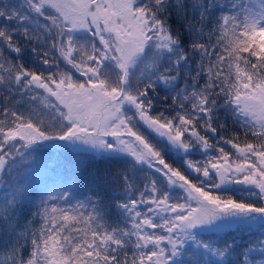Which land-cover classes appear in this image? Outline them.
<instances>
[{
	"label": "snow or ice",
	"instance_id": "snow-or-ice-1",
	"mask_svg": "<svg viewBox=\"0 0 264 264\" xmlns=\"http://www.w3.org/2000/svg\"><path fill=\"white\" fill-rule=\"evenodd\" d=\"M0 264H264V0H0Z\"/></svg>",
	"mask_w": 264,
	"mask_h": 264
}]
</instances>
